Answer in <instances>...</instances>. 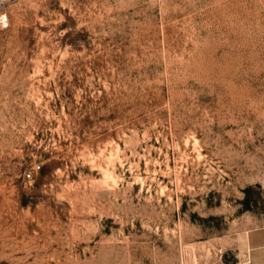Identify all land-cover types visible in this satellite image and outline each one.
I'll return each instance as SVG.
<instances>
[{
  "label": "rangeland",
  "instance_id": "1",
  "mask_svg": "<svg viewBox=\"0 0 264 264\" xmlns=\"http://www.w3.org/2000/svg\"><path fill=\"white\" fill-rule=\"evenodd\" d=\"M248 238L264 0H0V264H203Z\"/></svg>",
  "mask_w": 264,
  "mask_h": 264
},
{
  "label": "crops",
  "instance_id": "2",
  "mask_svg": "<svg viewBox=\"0 0 264 264\" xmlns=\"http://www.w3.org/2000/svg\"><path fill=\"white\" fill-rule=\"evenodd\" d=\"M245 249H246L245 258H242L239 255V249L235 248L233 260L225 261L224 259H222V256L219 255L217 258H215V260L211 259L209 262H207L208 261L207 260L203 264H264V239L258 241L253 238H248L245 243ZM192 264H199V263H197V259H196Z\"/></svg>",
  "mask_w": 264,
  "mask_h": 264
},
{
  "label": "built area",
  "instance_id": "3",
  "mask_svg": "<svg viewBox=\"0 0 264 264\" xmlns=\"http://www.w3.org/2000/svg\"><path fill=\"white\" fill-rule=\"evenodd\" d=\"M27 177H30V173L27 174Z\"/></svg>",
  "mask_w": 264,
  "mask_h": 264
},
{
  "label": "bare ground",
  "instance_id": "4",
  "mask_svg": "<svg viewBox=\"0 0 264 264\" xmlns=\"http://www.w3.org/2000/svg\"><path fill=\"white\" fill-rule=\"evenodd\" d=\"M5 17V16H4Z\"/></svg>",
  "mask_w": 264,
  "mask_h": 264
}]
</instances>
